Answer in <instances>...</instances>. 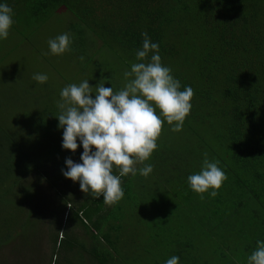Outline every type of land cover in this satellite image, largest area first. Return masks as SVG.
Segmentation results:
<instances>
[{
  "label": "trees",
  "instance_id": "16d2710c",
  "mask_svg": "<svg viewBox=\"0 0 264 264\" xmlns=\"http://www.w3.org/2000/svg\"><path fill=\"white\" fill-rule=\"evenodd\" d=\"M0 4L13 9L10 31L20 46L55 13H66L64 30L72 37L67 56L74 66L69 70L60 61V71L56 60L42 57L57 80L55 91L48 81L39 85L32 79L27 85L18 73L0 75V249L16 240L45 248L36 229L43 217L33 213L44 210L55 224L49 252L56 264L75 258L83 264H166L172 256L179 257L178 264H206L202 242L221 264H247L256 242L264 241V0ZM144 32L158 43L161 63L180 81V90L193 89L192 107L181 131L173 132L164 121L157 148L134 165L135 176L121 178L124 196L108 206L102 195L93 199L80 190L79 181L62 174L66 158L82 163L79 138L75 153L62 144L47 150L37 144L63 132L55 117L57 102L60 91L75 84L73 77L89 78L93 97L97 83L114 92L124 87V72L141 62L136 51L142 49ZM14 43H0V64ZM205 152L210 161H219L227 179L216 197L209 189L201 200L187 178L201 171ZM148 164L153 171L145 178L139 169ZM113 174H119L115 167ZM44 192L56 202L49 210Z\"/></svg>",
  "mask_w": 264,
  "mask_h": 264
},
{
  "label": "clouds",
  "instance_id": "9594fccd",
  "mask_svg": "<svg viewBox=\"0 0 264 264\" xmlns=\"http://www.w3.org/2000/svg\"><path fill=\"white\" fill-rule=\"evenodd\" d=\"M13 24V9L0 4V39H7ZM142 36V49L136 51V59L141 62L132 64L131 71L124 72L127 82L121 90L114 92L113 87L97 83L93 97L94 86L84 80L79 85L64 87L57 102L60 113L55 117L59 120L58 128L63 129L62 148L75 153L79 147L77 138L83 147L82 163L66 158L67 170L61 169L62 174L73 182L79 181L80 190L93 199L102 195L103 203L108 206L124 196L121 178L129 173L135 176L134 165L148 160L157 148L164 121L172 126L173 132L181 131L192 107L193 89L188 86L180 90V81L161 63L158 43H153L146 32ZM71 43L69 33L50 39V53L61 55L71 51ZM79 59L83 61L84 57ZM32 79L43 84L48 76L37 73ZM203 155L201 171L187 178L189 187L201 200L209 189H212L209 195L216 197L227 179L218 167L219 161H210L207 152ZM114 167L118 175L113 174ZM152 171L151 164L139 169L145 178ZM256 244V249L247 257V264H264V241L258 240ZM178 262L179 257L172 256L166 264Z\"/></svg>",
  "mask_w": 264,
  "mask_h": 264
},
{
  "label": "rangeland",
  "instance_id": "374dc122",
  "mask_svg": "<svg viewBox=\"0 0 264 264\" xmlns=\"http://www.w3.org/2000/svg\"><path fill=\"white\" fill-rule=\"evenodd\" d=\"M68 20L69 17H67L66 13H55L51 18L48 19V21L40 24L37 29L28 37L29 40L24 42L21 46L16 43V41H18V37L9 30L10 33L7 39H0V43L8 42L11 40L15 41L16 44L14 43L13 51L11 52L9 57L5 58V60L0 64V75L4 73L10 77L11 75H15V73H18L19 75H21V79L23 80V82L27 85H30L34 74H46L48 76L47 81L51 83L50 89L53 91L58 90V86L56 85L57 80L55 79L53 71L49 67L41 64V62L44 63V59L42 57H46L50 61L56 60L57 64H55L57 65V70L63 71L64 69L62 63H65L64 65L67 66L69 70L71 69L73 71L74 66L72 64V61L69 56H67V54L69 55L70 53L66 51L61 55H53L50 53L48 45V41L50 39H55L57 36L67 33L66 29L64 30V27L66 26ZM44 53L49 54L45 55ZM88 72L89 73L87 74H90V76L92 77V73L90 71ZM118 73H121V69L116 72V74ZM79 75L80 74H78L77 77L73 78L72 76L70 77L74 79L73 81H75L74 83L77 85L82 82L80 81L81 77H78ZM116 77L118 81L121 82V76L116 75ZM66 80H69V77ZM84 80H89V78L86 77L84 78ZM37 84L40 85V83L38 82ZM89 84L93 86L91 82H89ZM56 136L57 137L53 135L50 139L47 138L39 141L37 147H47V150L49 148L48 146L54 144L60 146L62 144L63 132L58 133ZM43 153L44 151H42V153L39 155H42ZM169 156L171 157L172 155L169 154ZM42 163L43 165H47V163H50V161L45 160ZM42 187H44V189L47 188L45 185ZM49 194L52 195V193L50 192ZM42 200L45 204L46 210H49L51 207L53 208L56 205L54 199L51 202V198L45 192L43 193ZM44 212L46 211H33V213H37L38 215H42L43 217L42 221L38 224V227H36V229L39 234L38 239L41 240V242L46 243V247L42 249L41 246L33 240H16L11 244L9 242L0 249V264H50V262L51 264H56V255L52 256L49 252L51 245V239L49 238L52 235L51 229L55 230V224H52V226L50 225V222L52 223V220H50L48 214ZM59 218L62 221L64 220V216H62V218ZM137 230L141 229L138 228L135 231ZM202 247L204 249L202 253L204 255V260L202 261H205L206 264H221L222 261L220 258H217L215 255L214 257L210 256V246L202 242ZM10 249L11 253L9 252ZM56 251L58 252V250ZM72 258H75V256H72ZM57 262H59L58 264H83V262H80L77 258L72 261L69 260L68 262L63 261V259L61 260V262L59 260Z\"/></svg>",
  "mask_w": 264,
  "mask_h": 264
}]
</instances>
